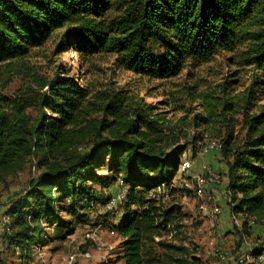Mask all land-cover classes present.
<instances>
[{
    "label": "trees",
    "instance_id": "obj_1",
    "mask_svg": "<svg viewBox=\"0 0 264 264\" xmlns=\"http://www.w3.org/2000/svg\"><path fill=\"white\" fill-rule=\"evenodd\" d=\"M54 35V54L79 55L81 80L63 65L52 79L43 77L28 62ZM223 52L237 53L255 72L239 133L230 118L209 133L227 166L229 206L241 235L264 228V107L249 109L253 89L264 92V0H0V177L32 162L41 170L32 191L5 213L11 224L3 247L29 264L46 234L44 221L54 225L56 239L73 233V221L58 218L60 203L69 201L65 212L74 216L76 204L98 200L89 184L109 187L121 178L127 194L115 228L122 239L117 263L204 264L193 249L165 239L177 234L183 215L152 197L159 185L173 184L191 141L126 86L88 83L84 64L111 57L118 69L165 81L187 63ZM17 77L28 91L5 96ZM37 107L41 114L32 121L28 110ZM202 120L194 126H206ZM106 166L111 176L104 178L98 172ZM261 250L254 264H264V241Z\"/></svg>",
    "mask_w": 264,
    "mask_h": 264
},
{
    "label": "rangeland",
    "instance_id": "obj_2",
    "mask_svg": "<svg viewBox=\"0 0 264 264\" xmlns=\"http://www.w3.org/2000/svg\"><path fill=\"white\" fill-rule=\"evenodd\" d=\"M56 35L45 47L33 51L28 61L35 65L38 73L52 79L58 66L63 65L64 71H69L76 80H81L83 62L79 55L69 49L66 53L57 55L53 53ZM237 53L223 52L207 63H187L180 75L165 81H147L136 75L118 69L111 57L94 59L90 64V72L86 77L88 83L95 88L108 86L127 87L137 99L146 104L157 107L156 115H164L176 133L186 136L191 141L181 159L179 172L174 179V192L161 199L168 207H177L183 215L177 234L168 233L165 239L169 242L182 244L193 249L204 264H254L257 253L262 252L264 241V228H246L234 234L222 229L218 217H213L214 226L204 217L201 206L213 209V203L202 201L194 190L193 178L205 175L207 170L218 174L221 187L224 177L215 164L226 165L220 150L209 149L215 139L209 138V133L217 132L219 122L226 118L233 119L236 125V134L239 133L243 123V111L246 107L247 96L252 88L255 72L240 61ZM83 69V70H84ZM26 83L20 77L3 92L7 97H17L25 94ZM255 89V90H254ZM253 89L249 106L251 113H257L264 107V92L259 88ZM228 104L225 115L221 116L224 106ZM28 114L32 121L41 114L40 108H31ZM205 119L207 125L196 128L195 120ZM196 137V140H192ZM182 140V144L186 141ZM219 143V142H217ZM111 157L109 158V162ZM39 161V159H37ZM187 164L186 170L182 167ZM101 177H110L108 166L98 172ZM41 174L35 163H28L17 174L0 177V233L3 230V218L9 205L24 199L33 189L32 183ZM32 185V186H31ZM97 199L93 202L76 204L77 214L69 216L65 209L70 207L69 201L60 203V220L73 221V233L61 239H56L54 225L43 222L46 233L41 241L34 246L33 252L26 260L29 264H119L117 259L120 253L122 239L116 232L121 217L125 215L119 196L124 189L121 178L111 183L109 187L99 184H89ZM210 192V189H209ZM215 204L219 206L218 196ZM163 197V198H162ZM88 201V200H87ZM115 207L111 208V205ZM87 205V206H86ZM89 208H83L88 207ZM219 227V228H218ZM66 231V230H65ZM174 231V230H173ZM210 233V235H208ZM1 239V236H0ZM1 259L4 264H22L20 253L7 250L0 241ZM261 250V251H260ZM260 251V252H259ZM217 253L226 257L221 261Z\"/></svg>",
    "mask_w": 264,
    "mask_h": 264
},
{
    "label": "built area",
    "instance_id": "obj_3",
    "mask_svg": "<svg viewBox=\"0 0 264 264\" xmlns=\"http://www.w3.org/2000/svg\"><path fill=\"white\" fill-rule=\"evenodd\" d=\"M208 148L220 150V145L217 142H212V144ZM186 166H187V164L183 165L182 172H184L186 170ZM174 182L169 187H167L165 184H161L158 187H156V189L152 193V197H161L160 194H164L166 197H168L171 194L172 190L174 189ZM193 182H194V185H193L194 190H195L197 196L204 202L213 203L214 206L212 209V215L214 217L221 216L222 215V209L220 206L215 204V202L217 201V197L209 192L210 187H212V186L216 187V185L221 183V177L218 174H215V173L211 172L210 170H207L205 175H201V176H197V177L193 178ZM121 185L123 186L122 181H121ZM123 188L124 189L121 191L120 196L118 198L120 205H122V203L124 202L126 194H127V189L124 186H123ZM112 207L114 208L115 204L111 205V208ZM10 224H11V221H10L9 217H7L5 215V217L3 218V230H5L6 232H9L10 231ZM249 224H252V223H249ZM173 233H175V231H173ZM216 255L221 261L227 260L226 257L220 255L219 253H217ZM263 259H264L263 257H260L261 261Z\"/></svg>",
    "mask_w": 264,
    "mask_h": 264
},
{
    "label": "crops",
    "instance_id": "obj_4",
    "mask_svg": "<svg viewBox=\"0 0 264 264\" xmlns=\"http://www.w3.org/2000/svg\"><path fill=\"white\" fill-rule=\"evenodd\" d=\"M214 164H215L217 169L221 170L223 177H224V183L221 187L212 186L209 189H210V192L216 194L218 196V199H219V206L222 209V215L218 217L220 219L219 223L221 225V228L222 229L226 228L227 232H230L232 235V234H234L235 226H237V225L234 224L233 217H232L231 210H230V206H229V198L227 196V188H228L227 166L223 165L224 164L223 163L220 165L221 167L219 168L218 164H216V163H214ZM2 209L7 210L6 207L5 208L3 207ZM201 210H203V215L207 219V221L209 220V223H210L209 225H211L213 227L214 223H215L214 222L215 218L212 216V210L205 207V206H203V207L201 206ZM2 234H3V230H1L0 236H2ZM208 235H210V233Z\"/></svg>",
    "mask_w": 264,
    "mask_h": 264
}]
</instances>
